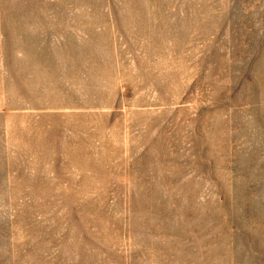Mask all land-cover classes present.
Segmentation results:
<instances>
[{"label": "rangeland", "instance_id": "1", "mask_svg": "<svg viewBox=\"0 0 264 264\" xmlns=\"http://www.w3.org/2000/svg\"><path fill=\"white\" fill-rule=\"evenodd\" d=\"M0 264H264V0H0Z\"/></svg>", "mask_w": 264, "mask_h": 264}]
</instances>
